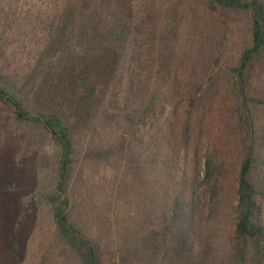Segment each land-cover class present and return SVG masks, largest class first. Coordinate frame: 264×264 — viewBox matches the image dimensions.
Masks as SVG:
<instances>
[{
    "label": "trees",
    "instance_id": "1",
    "mask_svg": "<svg viewBox=\"0 0 264 264\" xmlns=\"http://www.w3.org/2000/svg\"><path fill=\"white\" fill-rule=\"evenodd\" d=\"M0 264H264V0H0Z\"/></svg>",
    "mask_w": 264,
    "mask_h": 264
},
{
    "label": "rangeland",
    "instance_id": "2",
    "mask_svg": "<svg viewBox=\"0 0 264 264\" xmlns=\"http://www.w3.org/2000/svg\"><path fill=\"white\" fill-rule=\"evenodd\" d=\"M239 46V43L238 42H236V43H234V44H232V51H235L236 49H237V47ZM44 226V225H43Z\"/></svg>",
    "mask_w": 264,
    "mask_h": 264
}]
</instances>
